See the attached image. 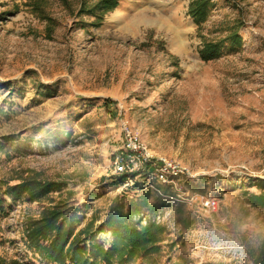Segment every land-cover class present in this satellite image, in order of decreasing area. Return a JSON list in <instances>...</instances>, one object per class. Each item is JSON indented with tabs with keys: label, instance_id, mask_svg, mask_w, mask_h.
Instances as JSON below:
<instances>
[{
	"label": "rangeland",
	"instance_id": "374dc122",
	"mask_svg": "<svg viewBox=\"0 0 264 264\" xmlns=\"http://www.w3.org/2000/svg\"><path fill=\"white\" fill-rule=\"evenodd\" d=\"M83 1L97 0H52L49 23L28 0H0V181L39 175L67 184L40 202L6 199L0 264H42L25 228L43 207L72 201L83 227L95 213L106 220L123 194L155 201L154 180L116 185L123 122L156 158L197 175L183 182L189 196L171 188L167 207L134 217L167 230L162 253L145 264H257L264 210L248 197L264 192V0H212L201 31L188 14L193 0H120L98 27ZM235 29L241 47L202 60L204 41ZM203 199L217 200L218 212Z\"/></svg>",
	"mask_w": 264,
	"mask_h": 264
},
{
	"label": "trees",
	"instance_id": "16d2710c",
	"mask_svg": "<svg viewBox=\"0 0 264 264\" xmlns=\"http://www.w3.org/2000/svg\"><path fill=\"white\" fill-rule=\"evenodd\" d=\"M52 0H28L27 5L42 20L52 23L47 12V5ZM64 4L68 0H60ZM120 0H97L93 5L86 1L81 3V12L97 18L94 26H101L105 16L114 11ZM212 0H193L188 14L202 30L212 11ZM243 38L235 29L219 41H204L200 49L203 61L210 62L218 59L222 50L239 48ZM112 102L107 100L106 107ZM121 178L116 181L120 184ZM264 188V181H259ZM67 184L63 181L44 179L39 175L21 179L16 184L11 181H0V213L5 214L6 199L13 203L40 202L53 192H61ZM138 186V185H136ZM136 188V187H135ZM172 189L166 185H156L153 203H149L152 195L147 193L145 198L129 199L126 194L117 197L109 208L106 220H101L95 213L88 223L78 225L77 209L72 201H59L43 207L38 217H30L26 222L25 239L30 250L42 264H145L163 251V244L167 235L164 226L150 223L147 226L134 221V217L141 212L153 215L157 210L167 207L165 197L171 196ZM248 204L254 208L264 210V192L260 195L250 194ZM189 225V224H188ZM1 230V227H0ZM104 233L111 234V242L100 239ZM177 264H186L184 257ZM257 264L264 263V245L260 251Z\"/></svg>",
	"mask_w": 264,
	"mask_h": 264
},
{
	"label": "built area",
	"instance_id": "2783aa9c",
	"mask_svg": "<svg viewBox=\"0 0 264 264\" xmlns=\"http://www.w3.org/2000/svg\"><path fill=\"white\" fill-rule=\"evenodd\" d=\"M122 145L113 157V171L121 178L120 187L129 190L137 185L139 179L154 180L175 190L179 199L190 195L183 182L197 179L196 173L187 166L167 158H156L149 147L138 138L127 122L122 124ZM207 210L218 212L219 203L215 199H203ZM146 221V219H145ZM235 254H243L244 247L234 246Z\"/></svg>",
	"mask_w": 264,
	"mask_h": 264
}]
</instances>
